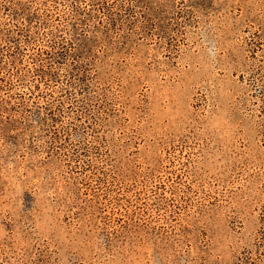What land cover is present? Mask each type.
I'll use <instances>...</instances> for the list:
<instances>
[{
	"label": "rangeland",
	"instance_id": "374dc122",
	"mask_svg": "<svg viewBox=\"0 0 264 264\" xmlns=\"http://www.w3.org/2000/svg\"><path fill=\"white\" fill-rule=\"evenodd\" d=\"M0 264H264V0H0Z\"/></svg>",
	"mask_w": 264,
	"mask_h": 264
}]
</instances>
